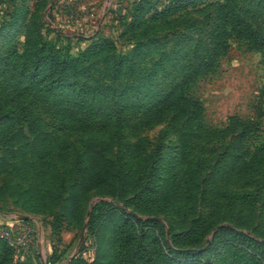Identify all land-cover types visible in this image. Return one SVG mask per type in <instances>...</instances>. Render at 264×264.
<instances>
[{
  "label": "rangeland",
  "instance_id": "obj_1",
  "mask_svg": "<svg viewBox=\"0 0 264 264\" xmlns=\"http://www.w3.org/2000/svg\"><path fill=\"white\" fill-rule=\"evenodd\" d=\"M230 2L264 28V7L249 0H0V105L8 101L0 111V223L33 229L25 248L0 242V264H150L149 252L176 264L188 254L167 246L200 253L224 227L264 240L255 232L262 226L264 236V50L233 31L212 66L192 76ZM100 41L116 52L63 85L13 97L38 59L76 57ZM116 60L120 87L105 94ZM121 148L124 191L116 179ZM123 211L133 223L119 230ZM134 227L145 229L141 237ZM148 228L156 233L142 237ZM215 252L203 261H222Z\"/></svg>",
  "mask_w": 264,
  "mask_h": 264
},
{
  "label": "trees",
  "instance_id": "obj_2",
  "mask_svg": "<svg viewBox=\"0 0 264 264\" xmlns=\"http://www.w3.org/2000/svg\"><path fill=\"white\" fill-rule=\"evenodd\" d=\"M252 7L259 9L261 7H264V0H249ZM220 19L219 23L217 25L216 34L213 39V44L210 49V52L207 54L206 57H204L198 64L197 69L193 72V77H196L200 75L201 73L205 72L210 66H212L215 59L219 56V54L224 49V45L227 41V38L230 36V34L234 31L237 32L243 39H246L249 41L253 46L263 49L264 50V28L262 25H254L252 21L250 20L248 14L244 13L242 8H239V6L235 3H228L221 5L220 10ZM116 47L107 41H100L95 42L91 45H89L81 54H79L76 57L68 58V59H58V58H46V59H38L37 70H32L28 72L26 76L25 82L22 84L21 89L17 94H15L13 97L17 98L20 94H25L29 91H32L36 89L38 86L43 84H52V85H63L65 83V80L70 76L77 72H79L81 69L85 68L86 65L95 62L97 59L105 58V57H111L114 52H116ZM115 68L113 70V77L114 83L110 84L109 86H102V92H105V94H108V92L115 93L116 90L120 87L116 81L121 76V61H115ZM36 65V66H37ZM76 83L68 84V86H75ZM102 96L104 93L101 94ZM176 95V91H172L169 94H167L162 100H160L158 103H156L153 106V111L159 113L162 111V109L165 107V105L171 101V99ZM11 101L14 102L13 107L14 110L20 115L29 117L28 111L26 107L18 100ZM8 101H4L0 105V111L4 108V104ZM115 110L117 112L119 111V114L117 113V127L119 129V136H117L118 145L122 146L123 143V134H122V115L123 112V105L120 102H117L114 106ZM34 123V121H32ZM126 145V144H125ZM141 146V144H140ZM133 145H127L126 151H135L133 149ZM136 149V148H135ZM126 151H123L122 148L120 150V153L118 155V163H119V170L118 174L116 175V179H118V183L120 186L121 191H124L126 189L127 185V179L124 174V168L126 166V162L124 160ZM81 160V158H79ZM72 186H75V183L72 184ZM146 190L141 189V191L137 194L138 196L145 195ZM212 197L216 200H222V201H230V202H241L247 205H252L253 201L250 200L246 195H237L235 193H227V192H212ZM136 196L137 198H139ZM61 194H57L54 196V199L56 201H59L61 198ZM69 197V196H68ZM65 200V199H63ZM124 216L122 217V226L119 230H124V226L128 225V223H133L130 221L131 215L124 212ZM136 226V224H135ZM135 229V235L141 237L142 233L145 232V229H139V227H134ZM262 226L255 228L256 235L259 237L261 236L264 238V236L260 235L262 232ZM149 231V232H148ZM120 232V231H119ZM146 235L142 236L147 238L150 232L156 233L155 229L148 228L146 230ZM119 236L120 233H117ZM131 235V234H129ZM152 235V234H151ZM120 238V236H119ZM216 243L219 245H224V248H216L217 245H210L202 252H197L192 254H189L190 252H186V250H176L172 246H167L168 251L177 252V253H186V259L185 260H178L176 264H264V240L262 239H256L254 237H250L249 235L243 233L234 231L229 227H224L220 230L218 234H216ZM5 240L0 239V242H4ZM198 241V238L197 240ZM122 242V241H121ZM120 242V243H121ZM167 245V243H166ZM218 245V246H219ZM143 246L139 245L136 247V252L143 254L145 250L142 248ZM162 247V246H161ZM216 250L214 255L220 256L219 261L222 259V261L215 263V261H203L201 255H204L206 252H211L212 250ZM164 250V251H162ZM144 251V252H143ZM219 251V252H218ZM170 252V253H172ZM154 253V252H152ZM147 253L148 261L150 264H164L163 262L160 263L158 261H155L153 256L154 254ZM159 255V254H158ZM160 255L168 256L166 254V251L164 248H161ZM173 256V254H170V256ZM224 256V259H223ZM169 257V256H168ZM173 259V258H172ZM174 262V259H173Z\"/></svg>",
  "mask_w": 264,
  "mask_h": 264
},
{
  "label": "built area",
  "instance_id": "obj_3",
  "mask_svg": "<svg viewBox=\"0 0 264 264\" xmlns=\"http://www.w3.org/2000/svg\"><path fill=\"white\" fill-rule=\"evenodd\" d=\"M33 229L25 221H18L13 224L0 223V239L16 242L20 247L25 248L32 241Z\"/></svg>",
  "mask_w": 264,
  "mask_h": 264
}]
</instances>
